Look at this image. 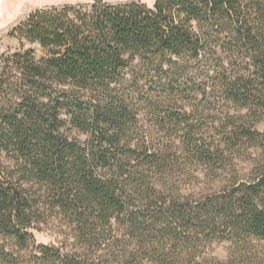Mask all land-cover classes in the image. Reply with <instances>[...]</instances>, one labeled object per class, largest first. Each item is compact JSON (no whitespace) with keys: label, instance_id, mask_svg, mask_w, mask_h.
Here are the masks:
<instances>
[{"label":"trees","instance_id":"1","mask_svg":"<svg viewBox=\"0 0 264 264\" xmlns=\"http://www.w3.org/2000/svg\"><path fill=\"white\" fill-rule=\"evenodd\" d=\"M11 35L47 55H0V264H264V166L231 165L264 161V0H100ZM49 220L70 249L36 242Z\"/></svg>","mask_w":264,"mask_h":264},{"label":"rangeland","instance_id":"2","mask_svg":"<svg viewBox=\"0 0 264 264\" xmlns=\"http://www.w3.org/2000/svg\"><path fill=\"white\" fill-rule=\"evenodd\" d=\"M96 1L100 0H0V55L10 54L17 52H24L27 50H33L36 59H41L47 55V52L37 44H30L26 41H20L17 38L12 37V32L17 28L22 22H24L32 13L37 10L51 8V7H63V6H88ZM108 3H126V2H141L146 4L148 7L152 8L156 0H103ZM185 105V103H184ZM186 106V105H185ZM194 108L189 105L185 108L187 112H194ZM208 111L205 112V116L209 117V120H215L218 117L226 119V115L229 112L231 115H236V109L231 106L214 105L208 107ZM196 111V110H195ZM257 130L264 132V123L256 125ZM209 129H213V123L210 124ZM152 134L156 139L165 137L170 139V135L162 133L161 129L157 126L152 127ZM78 135V134H76ZM169 135V136H168ZM210 135L214 136L211 131ZM209 135V136H210ZM82 140L85 137L82 135L78 136ZM245 157L242 160L231 159V165H235V168L239 171L241 176H250L251 171L254 168H261L264 166L258 161V154L253 148H247L244 151ZM261 159V158H260ZM259 159V160H260ZM262 160H264L262 158ZM201 182H203L200 179ZM197 185V182L192 178L188 179L185 186L193 188ZM188 188V187H187ZM195 188V187H194ZM46 224H41L33 231L36 242L38 244L53 245L55 247L65 246L67 249L71 248V243L73 242L70 235V231L67 227L56 220H49ZM216 255L220 258H225L227 255V245L219 244L215 246Z\"/></svg>","mask_w":264,"mask_h":264}]
</instances>
